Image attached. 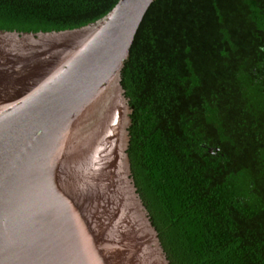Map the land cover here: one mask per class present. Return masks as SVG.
Wrapping results in <instances>:
<instances>
[{
	"label": "trees",
	"instance_id": "obj_1",
	"mask_svg": "<svg viewBox=\"0 0 264 264\" xmlns=\"http://www.w3.org/2000/svg\"><path fill=\"white\" fill-rule=\"evenodd\" d=\"M119 0H0V30ZM136 192L170 264H264V0H153L121 73Z\"/></svg>",
	"mask_w": 264,
	"mask_h": 264
},
{
	"label": "water",
	"instance_id": "obj_2",
	"mask_svg": "<svg viewBox=\"0 0 264 264\" xmlns=\"http://www.w3.org/2000/svg\"><path fill=\"white\" fill-rule=\"evenodd\" d=\"M152 2L0 30V264H170L131 177L121 85Z\"/></svg>",
	"mask_w": 264,
	"mask_h": 264
}]
</instances>
